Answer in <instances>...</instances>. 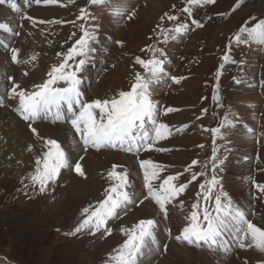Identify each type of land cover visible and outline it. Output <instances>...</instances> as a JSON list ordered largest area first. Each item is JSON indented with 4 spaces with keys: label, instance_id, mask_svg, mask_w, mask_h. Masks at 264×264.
<instances>
[{
    "label": "rangeland",
    "instance_id": "1",
    "mask_svg": "<svg viewBox=\"0 0 264 264\" xmlns=\"http://www.w3.org/2000/svg\"><path fill=\"white\" fill-rule=\"evenodd\" d=\"M14 2L21 10L17 14L21 16L18 18L19 21L29 16L35 19V26L44 37V44L48 48L46 56L50 58L48 65L50 70L52 66L62 62L64 56L58 54H67L68 50L83 35L81 25L95 35V39L90 41L92 50L87 53V56L74 57L72 61H69L74 65L79 59H85L84 68L89 61L96 63L91 59L97 58L99 64L92 67L95 76L91 82H86L78 72V77L85 85L87 96L95 99H107L116 96L120 91L130 90L136 73L147 75L135 62L136 57L150 59L151 56L147 50L150 46L157 48L159 45L164 50L167 57H161L165 60L164 74L161 78L169 76L183 79L179 83L169 78L165 82L153 83L152 97L154 98L153 93L159 90L166 92L164 98L167 101L171 102L172 98L174 99L176 115H184L187 127L176 131L172 137L179 136L185 141L190 139L191 145L181 148L180 152L183 156L179 159L171 156L177 152L174 148L167 150L171 154L168 157L174 162L164 163L166 168L161 177L178 174V171L184 172L181 174L185 176H191L192 173H206L203 176L198 175V178L194 180L197 184L196 189H198L196 202L201 198L200 185L205 180L211 179L213 175V163L216 165L215 175L220 184L213 195L219 192L221 187L222 190L224 189V178L221 173L232 152L230 139L234 140L235 145L242 150V147L247 146L252 153L255 150L259 151L256 148L258 146L256 135L258 132L264 133V44L236 43L235 35L242 26L251 27L260 19H264V0H244L235 11L232 9L238 0H215L214 4L194 6L191 17L182 11L187 6L186 0H111L110 3L104 5H93L90 0H60L61 4L57 7L45 6L44 11H48L45 13H38L41 6L35 0H29L26 5L23 0H14ZM120 4H123L126 10L123 15H116L114 8ZM9 5V3L0 4V15L3 13V17H0V24L18 23L16 20L13 23L8 21L11 17H8L7 13H12ZM81 9H86L91 15L81 19ZM132 12H135V15L129 19V14ZM165 13L178 16L179 22L190 24L186 33L178 35L176 39L169 38L166 43L165 38L160 35L159 27L171 29L177 22L161 20ZM253 17L256 19L253 20ZM192 19L200 21L204 26L197 28L191 25ZM110 20H114L116 26L108 38L107 35L103 36L102 27L108 28V24L105 26L104 24ZM39 21H45V23H39ZM49 21L53 23H48ZM55 21H61V23H55ZM23 27L26 30L29 29L27 24L23 26L20 23L13 31L14 39L21 36L20 30ZM100 40L104 48L101 52H99ZM12 41L11 49L17 48V42L15 43L13 39ZM107 42L109 46L106 45ZM0 45L5 49L8 48V44L3 45L0 42ZM228 47L232 50L230 51ZM226 55L229 57L227 61L223 59ZM221 65H223L222 68ZM218 71L219 76H217ZM217 83L219 84L220 101L223 100L224 103L221 112L214 111L213 96L217 94ZM60 84L64 86L62 82ZM170 87L171 90H167ZM238 89L241 90L237 91ZM167 93H170L168 97ZM5 96L8 98L7 95ZM160 106L164 107L165 104L160 103ZM215 113H221L223 118L221 124L216 120ZM244 114L253 122L247 125L248 128L246 127L248 123L244 122ZM184 120L174 119L179 123H183ZM148 127L150 128L151 125L149 124ZM217 127H221V138L217 143L212 144V131L210 130ZM226 131L237 135L228 134ZM242 131L253 140L245 135L242 137ZM259 141L258 147H263V140L260 138ZM37 142L43 143L37 138L29 137L25 144L12 149L6 147L0 140V148L24 152L31 147V144ZM179 142L180 140L173 141L170 146L178 145ZM242 144L245 146H241ZM156 145L161 146V143L158 142ZM214 148L217 149V153L213 162ZM8 149L4 151L8 153L10 151ZM252 156L255 154L245 155V157ZM162 158L167 160L164 156ZM252 160L256 158L253 157ZM193 161L199 163L192 167L191 172L185 171ZM26 164L25 166L20 165L11 155L5 157L0 154V263L109 264L114 250L118 249L127 238L120 231L121 228H131L134 225L122 224L125 219L123 216L128 214L127 212L119 210L120 219L109 220L108 227L112 229L111 235L105 236L103 232L92 234L89 230H84L74 236L65 235V233L73 231L83 219L81 213L84 208L90 205L95 206L105 198V190L112 183L108 178V172L113 164L107 163L98 171L101 176L98 182L103 181L99 196L84 195L79 198L71 195L69 189L61 183L64 177L63 169L56 181L50 183L44 192H40L39 186L34 185L30 179L36 164L31 161ZM90 164L94 167L100 166L97 160L91 161ZM114 165L120 166L118 171L126 169L122 164ZM251 168L263 169L264 162L259 160L256 165L252 164L247 170L249 176L245 178V182L248 183L249 192L251 190L249 185L253 187L257 182L256 176L250 175ZM74 171L73 168L67 174L69 176L75 174ZM181 176L183 175H180L179 182H182ZM88 180L90 182L87 181V184L93 183L92 179ZM59 184L60 187H58ZM201 202L204 203L202 198ZM213 204L214 201L209 202L210 207ZM260 204L264 205V199L254 204L256 209H259ZM131 210L133 211L132 208ZM255 211H251L250 214L254 220L257 215ZM85 245L87 247H83ZM165 248L166 245H162L159 250L165 251ZM172 258L177 260L175 256Z\"/></svg>",
    "mask_w": 264,
    "mask_h": 264
},
{
    "label": "snow or ice",
    "instance_id": "2",
    "mask_svg": "<svg viewBox=\"0 0 264 264\" xmlns=\"http://www.w3.org/2000/svg\"><path fill=\"white\" fill-rule=\"evenodd\" d=\"M35 2L51 5L58 3V0H35ZM110 2L111 0H90L93 5H104ZM243 2L244 0H238L232 11L239 8ZM5 3H9L13 10H18L14 0H0V4ZM214 3L215 0H186L187 6L182 11L191 17L194 6ZM125 10L123 4L117 5L114 8V14L123 15ZM90 15L86 9H81V19ZM134 15L135 12L129 14V19ZM26 18L36 23L32 17ZM164 19L177 22L171 29L158 26L160 35L165 38V43L169 38L176 39L178 35L186 33L190 28L189 23L179 22V17L176 15L165 13L161 17V20ZM252 19L255 20L256 18L253 17ZM39 23H45V21H39ZM48 23H53V21ZM55 23H61V21H55ZM191 25H195L197 28L204 26L195 19L191 20ZM81 28L83 35L68 50L67 54H58L63 55L64 58L61 63L52 66L47 74L48 79L46 81L35 85L32 91L21 89L19 84L12 87L11 94L13 98H18L16 111L25 121H36L42 114L48 115L49 113L54 116L55 120H63L64 110L66 109L67 113L70 114L68 120L71 127L79 136L85 151L89 148L96 150L121 148L124 151L135 153L142 150H152L159 141L168 138L173 132L168 124L158 121V108L152 99L151 91L152 84L157 82L164 74L165 60L158 57H164L167 54L162 48L150 46L147 50L151 54V58L145 60L136 57L135 61L147 70V75L136 73L134 82L128 91H120L116 96L107 99H95L87 102L81 98V80L78 77V72L82 69L86 60L79 59L74 65L69 63L74 57H86L87 53L92 50L90 49V41L95 39V35L84 29L83 25H81ZM0 29L10 30L5 24H0ZM235 42L264 44V19H260L251 27L242 26L235 35ZM11 52V59L15 63H29L37 59L36 55H32L31 60L21 61L19 59V49L13 48ZM223 59L227 61L229 57L226 55ZM222 67L223 65H221ZM219 75L220 72L218 71L217 76ZM171 79L179 83L183 78L171 77ZM61 82L64 86H59ZM216 88L217 94L213 96V99L219 102L221 97L218 94V83ZM174 111H176L174 108L165 109L166 113ZM225 120H227V117H225ZM149 124L151 125L150 128L148 127ZM183 127L186 128L187 125ZM221 127L210 131L219 135ZM31 130L39 138L37 130L35 128ZM181 130L176 129V131ZM44 147L46 151H43L41 156L37 157L35 171L30 176L32 183L39 186L40 192H44L50 183L56 181L61 169L73 166L70 164L68 153L57 140H44ZM155 150L167 151L168 149L155 148ZM216 153L217 149L214 148L213 162L216 159ZM80 159L82 160L83 157H80ZM198 163V161H193L192 165L186 168L185 171L191 172L192 167ZM139 166L143 170L144 186L147 189L144 200H153L158 205L160 212L167 217V206L187 189L191 181L180 183L181 173L161 177L160 174L166 166L151 159L140 160ZM119 167L113 165L108 172V178L112 183L105 190V198L95 206L90 205L84 208L81 213L83 219L73 231L65 233V235L74 236L84 230H89L92 234L103 232L105 236L111 235L112 229L108 227L109 220L119 218V210L134 202L132 193L128 191L131 187L129 173L126 169L118 171ZM215 167L216 165L213 163L211 179L205 180L200 185L201 198L204 201L203 207H201L200 201L192 205L193 211L186 217L188 224L175 239L189 245L199 246L203 243L210 248L222 246L224 251L227 252L229 246L224 239L225 233L234 231L238 247L248 248L254 246L264 253V227L257 226L246 216L243 210L235 206L228 194L222 190V187L219 192L213 195L219 185V180L215 175ZM74 170L80 176H85L81 163L76 162ZM198 175L203 176L206 173H192L191 180H196ZM161 180L162 182L159 184L154 183ZM255 187L259 193L264 194V184L256 183ZM210 201H214L211 207L209 205ZM140 203H143V200ZM156 227V220L142 219L131 228H121L120 231L127 238L118 249L114 250V255L110 256L109 264H139V260L149 244H156ZM261 264H264V262H261Z\"/></svg>",
    "mask_w": 264,
    "mask_h": 264
},
{
    "label": "bare ground",
    "instance_id": "3",
    "mask_svg": "<svg viewBox=\"0 0 264 264\" xmlns=\"http://www.w3.org/2000/svg\"><path fill=\"white\" fill-rule=\"evenodd\" d=\"M59 1L60 0H58V3L51 5L40 3L41 9L38 11V13L48 12L44 11L45 6H48V8L59 6L61 4ZM23 2L24 5H26V2L28 3L29 0H23ZM151 4L154 5L153 1H151ZM17 9L18 10L12 9L11 14L7 12L6 13L8 17H11V19L8 20L9 22L13 23L16 20L18 23L13 25L8 23L7 26L10 30L0 29V42H2L3 45L8 44V48L6 49L0 45V140L3 141V144L6 147L12 149L18 148L20 145L25 144L29 137H33L34 139L37 138L43 143L39 144V142H37L35 144H31V150L27 148V152L14 151L8 148H0V154L5 157L11 155L15 158L18 164L25 166L29 161L35 162L37 157L41 156L43 151H46V148L44 147V140H57L68 153L70 164L73 165L68 168H63L64 177L62 178L61 183H63L64 186L69 189L71 195L76 198L84 195L87 197L99 196V192H101V189L103 188V181L98 182V179L101 177L98 171L105 167L107 163L109 165H124L129 173V180L131 181V187L128 189V191L132 193L134 202L128 204L126 208L122 209V211L128 213L123 216L125 219H123L122 224L135 225L142 219H154L157 222V227L155 229L156 244H149V247L144 250V255L140 258L139 264H185V261L186 264H261V262H264V253L257 250L254 246L248 248L238 247V242L234 231L225 233L224 239L227 241L229 246V250L227 252L224 251L222 246H214L210 248L203 243H201L199 246L189 245L186 242H181L175 239L176 236L181 234L182 229L187 226L188 220L186 217H188L191 211H193L192 205L196 203L198 189H196V182L191 180V176H185V174H182V182L180 183L189 181L191 182L188 184L187 189L179 197H177L176 200L167 206V217H165L160 212L158 205L153 200H144L147 189L144 186L143 170L139 166V161L151 159L161 165H164V163L174 162L173 159L168 157V155H171L170 153L167 151H156L155 148H174V150L177 152L173 153L171 156L179 159L181 156H183V153L180 152L181 148L191 145L190 139L185 141L182 138L180 139L179 136L172 137L176 134V129L184 128L183 126L186 125V121L184 120V115H176L175 111V113L165 112V109L167 108H176V104H174V99L172 97L171 102L164 98V95L166 94L165 91L157 90L153 93L154 98L152 97V99L158 108V121L168 124L173 129L172 135L159 141L161 146L155 145L152 150H142L141 153L138 154L132 153L133 155H130V153L127 151L121 152L120 148H103L100 150L89 148L87 151H85L82 142L79 140V136L71 127V124L68 120L70 114L67 113L66 109L64 110L63 120H55L51 113L48 115L42 114L41 117L36 121H25L19 115V113L16 111V108L18 107V98H13L11 94L12 87L16 84H19L21 89L32 91L34 90L35 85L46 81L48 79L47 70L48 72L50 71V67L48 68V65L50 64V58L46 56L48 53V48L45 46L44 37L39 33L35 23L26 18H23L22 21H19L18 18L21 16L17 14H19L21 10L18 7ZM1 16L3 17V13L0 15V17ZM20 23H22L23 26L27 24L29 29L26 30L23 27L20 30L21 36L18 39H14L12 37L13 31L16 30V27ZM107 24L108 28L102 27V32L103 36L107 35L109 38L114 27L116 26V23H114V20H110L107 21L104 26ZM10 26L11 28H9ZM12 39L15 43L17 42L16 49L20 50L19 59L21 61L31 60L32 55H36L37 59L29 63H15L12 61V59H9L12 56ZM102 40L99 42V52L104 49L102 47ZM106 45L109 46L110 44L107 42ZM91 60H94L96 63L89 61V63H87L84 68L82 67V69L79 71L80 76L88 83L91 82L92 78L95 76V71L92 67L96 66V64H99L97 58ZM23 73H27V75H23ZM158 81L165 82L166 80L160 78ZM59 86L62 85L60 84ZM167 90H171V87L167 88ZM240 90L241 89H238L237 91ZM80 91L82 93V100L87 102L95 100V98H92V96H87L86 88L82 80L80 84ZM4 94L7 95L8 98ZM169 95L170 93H167V97ZM160 103L165 104V106H160ZM243 117L245 118L244 122L248 123L246 124V127L247 125L253 123L247 115L244 114ZM175 118H182L184 122L179 123L174 121ZM32 128L37 130L39 133V138L32 132ZM227 133L232 135L235 134L231 133L230 131ZM241 133L242 137L243 135L250 137L244 131ZM41 134L43 136H41ZM261 134L258 132L256 139L258 140V146L260 142L259 139L261 138L263 140V147L257 146L256 148H258L259 151L255 150L253 153L251 150L247 149L245 144L241 145L245 146L242 147V150L239 146L235 145L234 140L230 139L232 152H230L228 163L226 167L222 169L221 174L224 178L223 191L228 194V197L232 200L233 204L243 210L246 216L253 223L257 224V226L264 227V205L260 204L259 209H256V206L254 205L258 203V201L264 199V194L259 193L255 187L256 183L261 182L260 184H262V182H264V168H251L252 172L250 175H255L257 182L254 183L253 187L249 185L251 189L250 192L247 187L248 183L247 181L245 182V178L249 176L247 171L249 167H251L252 164L256 165L259 160L264 162V133L261 132ZM250 138L253 140L252 137ZM178 140H180L178 145L170 146L171 142ZM5 149L10 151L6 153L4 151ZM254 154L255 156L245 157V155L250 156ZM184 155L186 156L187 154ZM162 156H164L168 161L164 160ZM80 157H83V159L81 160ZM253 157L256 158V160H252ZM94 160L99 161L100 166H92L90 163ZM232 161L233 165L231 166ZM76 162L81 163L85 172V176H79L76 171H74L76 172L75 174H71L70 176L67 174L73 170L74 164ZM175 162L177 163V161ZM179 172L184 173L178 171V173ZM162 173L163 172H161V174ZM63 179L64 182H62ZM88 179H92L93 183L87 184V181L90 182ZM161 182L162 180L155 181L154 183L159 184ZM219 185L217 188H219ZM60 186L61 185L59 184L58 187ZM254 197L255 199H253ZM141 200H143V203H140ZM254 210H256L255 212L257 213L255 220L252 219L253 216L250 215L251 211ZM129 211L132 212L129 213ZM98 236L100 235L98 234ZM162 245H166L165 251L159 250V248H162ZM83 247H87V245ZM161 255L162 258L160 259ZM172 256H175L177 260H173Z\"/></svg>",
    "mask_w": 264,
    "mask_h": 264
}]
</instances>
